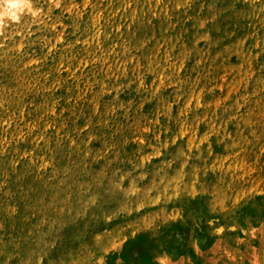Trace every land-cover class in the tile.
Masks as SVG:
<instances>
[{"label": "rangeland", "instance_id": "374dc122", "mask_svg": "<svg viewBox=\"0 0 264 264\" xmlns=\"http://www.w3.org/2000/svg\"><path fill=\"white\" fill-rule=\"evenodd\" d=\"M28 1L0 264H264V0Z\"/></svg>", "mask_w": 264, "mask_h": 264}, {"label": "bare ground", "instance_id": "6f19581e", "mask_svg": "<svg viewBox=\"0 0 264 264\" xmlns=\"http://www.w3.org/2000/svg\"><path fill=\"white\" fill-rule=\"evenodd\" d=\"M24 11H27L28 14H29V12L35 13V11L32 9V5H31L30 1H28V0H0V35L4 29V28L2 29V25L4 23V20H10L13 22L19 21L20 13H22ZM25 15H27V14H25ZM25 15H24V17H25ZM17 25H18V23H17Z\"/></svg>", "mask_w": 264, "mask_h": 264}]
</instances>
